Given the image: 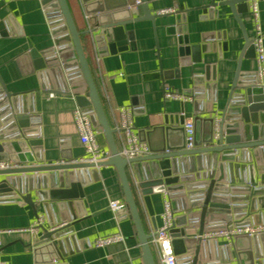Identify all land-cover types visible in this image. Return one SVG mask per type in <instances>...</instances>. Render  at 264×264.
Wrapping results in <instances>:
<instances>
[{
	"label": "crops",
	"instance_id": "obj_1",
	"mask_svg": "<svg viewBox=\"0 0 264 264\" xmlns=\"http://www.w3.org/2000/svg\"><path fill=\"white\" fill-rule=\"evenodd\" d=\"M67 1L77 28L83 31L88 30V27L92 29V19L85 12L81 1ZM210 1L147 0L153 13L166 8H173L174 11L159 14L154 23L141 20L129 24L127 28L132 30L133 39L128 42V48L114 54L108 52L106 44L97 45L93 33L84 34L85 55L111 127L110 110L120 105L132 106L137 134L147 132L161 123L163 115L180 114L181 108L184 120H193L196 114L200 115L198 129L201 132L205 129L204 118L219 117L228 107L236 60L243 48L244 39L230 8L218 4L222 0H215L217 5L213 8H204ZM112 2L118 5L115 10L122 11L124 16L143 14L141 6L130 4V0ZM259 7L264 27V0H259ZM239 16L250 38L253 24L249 9L241 11ZM0 21L5 23L3 29L8 33L7 36H0V77L9 92L24 93L13 96L14 102L24 108H32V128L41 139V161L54 162L61 153L78 160L84 151L71 115L72 109L77 106L75 93L53 92L55 95L50 97L48 87L42 88L40 85L44 70H33L32 58L26 56L30 50H35L44 53L45 57L50 54L47 50L53 45L48 19L40 0H14L6 3L0 0ZM171 26L173 29L180 27L182 33L179 35L175 31L171 32ZM185 35L189 45L196 46V49L181 56L179 47L184 44L179 39ZM18 57L21 58V63L15 62ZM159 67L160 76L157 74ZM255 69L254 57H243L240 64L242 76L239 79L254 78ZM45 80L50 83V76ZM164 86L188 95L189 99H164ZM76 93L86 97L87 89L80 84ZM3 96L5 95L0 91V109L6 104ZM98 129V140L107 147L102 130L100 127ZM179 140L183 141L182 132ZM161 141V132H154L151 136L153 146H160ZM219 155L211 156L214 163L218 160L213 169L216 174L218 168L222 167L221 163H224L225 171L231 172L234 183L231 184L229 180L226 183L230 187V196L232 194L239 206L228 223L243 219L264 221V171L257 170L253 162L235 163L233 156L219 160ZM186 162L194 164L195 158ZM246 164L249 166H245ZM229 165L233 166L232 171ZM143 167L148 175L154 171L149 163H146V168L144 165ZM96 175V180H91L82 187L83 197L77 207L70 204L61 209L49 202L46 215L39 203L37 212L42 216L41 223L45 227H49L52 220H58L61 211L75 215L73 223L61 232L62 258L49 264H144L132 220L128 216L117 220L109 209L110 200H123L116 169L111 165L96 167ZM128 178L136 194V177L131 174ZM136 197L147 232L148 221L137 194ZM150 197L154 224L159 225L162 196L161 193H154ZM184 198L189 201L192 196ZM178 201L180 206L183 199ZM82 209L85 212L78 217L77 212ZM35 220L33 209L23 201L0 202V260L8 264H35L31 246H28L33 233L37 231L29 229ZM150 222L153 225L151 219ZM117 231L124 235L123 243L114 242L100 247L93 245L95 238ZM216 243L219 248L227 246L221 240ZM247 247L246 238H234L228 246L230 259L226 263L248 264L251 258ZM249 248L254 255L253 261L264 262V236L255 237Z\"/></svg>",
	"mask_w": 264,
	"mask_h": 264
},
{
	"label": "water",
	"instance_id": "obj_2",
	"mask_svg": "<svg viewBox=\"0 0 264 264\" xmlns=\"http://www.w3.org/2000/svg\"><path fill=\"white\" fill-rule=\"evenodd\" d=\"M80 1L92 19L91 30L77 29L67 0H40L51 28L53 45L47 50L50 54L45 57L44 53L35 50H30L26 56L32 58L33 70L38 72L44 70L40 81L42 88L47 86V90L54 93H75L77 106L93 112V123L101 128L110 156L106 160L93 163L74 160L69 155L61 153L54 162L41 161L39 153L41 139L32 128L34 125L32 108H24L14 102L13 96L24 93L9 92L0 77V91L5 95L3 100L6 101L5 106L0 109V160H9L17 164L16 167L0 169V176H3L0 179V202L21 200L33 209L35 218L38 217L39 203L46 215V209L50 207L49 202L61 209L70 204L77 207L80 198L83 197L82 187L97 179L96 167L111 165L117 171L126 205L123 212L127 211L135 227L142 261L144 264H157L148 243V234L143 226L135 191L126 172V166L131 162L138 181L139 193L153 226L155 224L151 194L160 193L167 188L171 192L174 210L182 211L175 215L173 227L170 229L173 252L177 256L178 264H228L226 263L230 259L228 246L219 248L215 241H203L200 235L207 228L208 221L229 222L234 212L239 210L235 198L232 194L230 196L231 192L228 191L229 184L226 183L228 180L231 184L234 183L231 172L227 173L224 169L226 165L221 163L222 167H219L215 174L213 168L218 160L214 163L211 156L220 154L219 160L233 156L235 163L253 162L257 170L264 171V85L257 84L255 72L254 78L239 79L242 76L241 59L255 56L254 48L239 16L241 11L248 9L246 0H222L218 3L230 8L241 28L244 44L236 60L228 107L218 117L216 136L214 137L213 130L214 118H204L205 129L199 132L198 123L201 117L196 114L192 120L195 148L185 150L184 115L181 108L180 114L163 115L162 122L151 130L138 132L139 138L148 144L150 154L130 160L118 154L113 129L107 119L85 55L81 35L91 31L94 42L97 45L106 44L108 52L114 54L128 48V42L133 39L132 30L127 28L129 24L141 20H150L154 23L159 13L151 11L147 0H139L143 10V14L139 16L122 15V11L115 10L118 5L113 4V0ZM134 1L130 0L129 3L133 4ZM216 5L217 2L211 0L204 8H213ZM125 10L129 11L128 8ZM4 25L5 23L0 21V36L8 35L3 29ZM169 30L179 35L182 33L180 27L173 29L171 26ZM183 30L185 31V27ZM179 42L184 44L179 47L181 56L196 49V46L189 45L186 35L180 38ZM15 62L21 63V58L18 57ZM160 72L159 67L158 76ZM47 76L51 78L50 83L45 82ZM80 84L87 89L86 97L76 93L80 89ZM172 124H175V127H172ZM156 131L161 132L162 139L158 147L153 146L151 142V136ZM180 132L183 134V141L179 140ZM193 158L195 163L187 164L186 161ZM146 163L154 169L151 175H148L143 167L144 165L146 168ZM249 164L245 166L248 167ZM228 167L232 171L233 166ZM184 196H192V199L188 201ZM177 198L183 199L180 206ZM84 212V209L78 211L77 216L81 217ZM74 219L73 213L61 211L59 219L52 220L49 227L43 226L42 223L37 226V231L33 233L28 243L35 264H49L62 258L61 232L69 227ZM261 222L264 221L253 222L250 219H243L236 223ZM192 228H196L197 237L194 236ZM257 236L264 234L238 236L247 239L251 258L248 264H264L253 261L254 255L249 248Z\"/></svg>",
	"mask_w": 264,
	"mask_h": 264
},
{
	"label": "built area",
	"instance_id": "obj_3",
	"mask_svg": "<svg viewBox=\"0 0 264 264\" xmlns=\"http://www.w3.org/2000/svg\"><path fill=\"white\" fill-rule=\"evenodd\" d=\"M3 2H10L14 0H2ZM250 16L253 24V32L250 37L251 44L255 52V77L257 84L264 85V27H262L259 0H246ZM134 4H139V0H135ZM173 8L161 9L159 14L173 12ZM87 16V15H86ZM90 27H88V30ZM51 29V28H50ZM91 32V31H90ZM55 94L49 93L50 97ZM164 99H179L185 101L189 99V96L176 92L167 86L163 89ZM111 119L113 136L115 139L118 154L127 159H135L145 157L150 154L148 144L141 140L135 131L133 122V108L130 105H120L118 107L111 108ZM72 119L75 124L77 136L80 144L83 147V155L78 159L80 161H88L97 163L109 158L110 151L108 147L100 144L98 135L100 133L98 126L93 123V112L88 109H83L79 106H75L71 111ZM218 117H214V137L217 134ZM184 130V149L192 150L194 146V126L192 119H185L183 122ZM17 164L9 160H0V169H7L16 167ZM127 175L134 174L132 164L129 162L126 166ZM136 187V194L140 206L143 209L148 221V243L152 249L154 257H156L157 264H178L177 256L173 252L172 236L170 229L173 227L174 217L178 210H174L171 192L167 188L162 190V209L159 214L161 223L153 226L150 222L149 215L146 206L139 193L138 181H134ZM109 209L113 214V217L118 220L120 217H127V211L125 202L122 199H112L109 201ZM42 216L38 214V217L29 229L34 230L41 223ZM216 225V226H215ZM206 229L203 230L200 237L203 241H223L224 245L229 246L232 240L241 235H260L264 234V222L261 223H248L237 224L228 223L224 221H208L206 223ZM194 236L197 237L196 228H192ZM125 237L117 231L112 234L99 236L94 239L93 245L96 247L104 246L114 242H124ZM0 264H8L6 261L0 260Z\"/></svg>",
	"mask_w": 264,
	"mask_h": 264
},
{
	"label": "trees",
	"instance_id": "obj_4",
	"mask_svg": "<svg viewBox=\"0 0 264 264\" xmlns=\"http://www.w3.org/2000/svg\"><path fill=\"white\" fill-rule=\"evenodd\" d=\"M77 27V26H76ZM78 29V28H77ZM79 30V29H78ZM79 31H83V30H79ZM85 34V33H84ZM84 34H82L81 35V40H82V44H83V36H84ZM83 48H84V45H83ZM138 207H139V205H138ZM140 212V211H139ZM140 215H141V213H140Z\"/></svg>",
	"mask_w": 264,
	"mask_h": 264
}]
</instances>
